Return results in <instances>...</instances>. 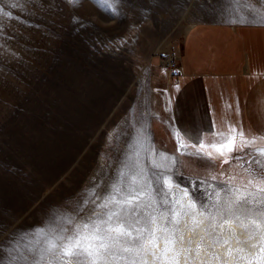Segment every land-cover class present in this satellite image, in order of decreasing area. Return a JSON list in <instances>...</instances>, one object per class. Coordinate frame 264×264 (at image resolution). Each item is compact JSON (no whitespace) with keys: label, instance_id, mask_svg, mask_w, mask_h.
<instances>
[{"label":"rangeland","instance_id":"1","mask_svg":"<svg viewBox=\"0 0 264 264\" xmlns=\"http://www.w3.org/2000/svg\"><path fill=\"white\" fill-rule=\"evenodd\" d=\"M0 6L11 13L0 16V264L14 260L34 230L74 213L93 190L102 194L129 169L142 170L144 199L157 209L178 204L172 197L184 189L211 214L212 202L233 195L229 188L264 196L255 191L264 181L232 159L242 153L225 149L229 163H223L215 149L177 136L170 101L188 28L264 22L260 0H120L115 12L97 0H0ZM162 168L174 183L163 198ZM260 255L253 260L264 264Z\"/></svg>","mask_w":264,"mask_h":264},{"label":"snow or ice","instance_id":"2","mask_svg":"<svg viewBox=\"0 0 264 264\" xmlns=\"http://www.w3.org/2000/svg\"><path fill=\"white\" fill-rule=\"evenodd\" d=\"M67 2L76 5L80 0ZM97 2L115 12L120 0ZM260 2L264 3V0ZM0 16L11 17V13L0 6ZM261 16L264 18V13ZM229 133H221V143L208 147L216 150L223 163H229L224 159L225 149L229 154L242 153L233 155L232 159L243 160L248 165L244 171L256 181H264V148L252 147L257 138L246 139L242 130L231 126ZM185 135L194 138L200 149L205 148L202 133L193 137L186 131ZM180 147L185 148L183 144ZM196 154L213 159L211 152ZM160 171L159 183L165 189L160 193L163 198L171 195L166 187L171 178L166 175V169ZM247 183L252 185L253 180L249 179ZM143 186L142 170L122 172L102 194L93 190L91 197L86 196L80 201L74 213L60 214L46 227L34 230L30 241L21 242L22 250L18 247L15 259L9 260L8 264H262L253 257L264 256V228L253 223L248 228L249 238L244 240L245 232L237 233L229 224L231 217L239 219L242 212L264 219V196H255L251 191H245L242 196L235 195L243 190L229 188L228 193H233L231 199L212 202L215 214H211V209L205 208V202L199 204L205 211H199L195 200L183 197L175 206L161 204L157 209L150 203V197L144 199L147 193ZM255 191L264 192V189L255 187ZM186 195L187 190H184ZM172 199L175 201L176 198L173 196ZM89 205L92 207L85 215H78ZM206 221L211 226V234L205 227ZM189 229L191 239L187 238ZM257 232L258 236L255 235Z\"/></svg>","mask_w":264,"mask_h":264},{"label":"crops","instance_id":"3","mask_svg":"<svg viewBox=\"0 0 264 264\" xmlns=\"http://www.w3.org/2000/svg\"><path fill=\"white\" fill-rule=\"evenodd\" d=\"M171 89L173 121L185 142L200 148L185 132L202 133L204 149H213L231 126L264 145V22L194 23Z\"/></svg>","mask_w":264,"mask_h":264},{"label":"bare ground","instance_id":"4","mask_svg":"<svg viewBox=\"0 0 264 264\" xmlns=\"http://www.w3.org/2000/svg\"><path fill=\"white\" fill-rule=\"evenodd\" d=\"M193 25V24H192ZM191 25V26H192ZM190 26V27H191ZM189 27V28H190ZM188 28V29H189ZM169 64V63H168ZM170 183H172V184H174L173 182H172V180L170 181ZM233 188V187H232ZM184 190H187V195L186 196H184ZM183 191H178V193H177V195H176V200L178 201V203H180L181 202V198L183 197L184 199H187V200H194L193 198H192V195H191V193H190V191L188 190V189H184ZM176 192V191H175ZM235 195H237V194H235ZM174 196V195H173ZM230 199H231V196L229 197ZM197 204V203H196ZM197 209L199 210V211H205V210H203V209H201V208H199V205L197 204ZM246 215L242 212L241 214H240V217H239V219H237V217L236 216H233V217H231L230 218V224H229V226L231 227V229L233 230V231H235V232H237V233H239L240 231H244L245 232V236L243 237V239L244 240H246L247 238L246 237H248V231H247V228L245 227L247 224V226H249L250 227V225H252V223L254 222V223H258V224H260V225H263L264 223H261L262 221L261 220H257L256 218L254 219V217L252 218V216L249 218V219H245V218H243V217H245ZM248 217V216H247ZM249 220V221H248ZM248 221V222H247ZM261 221V222H260ZM205 227H207L208 229H209V232H208V234H210L211 233V226H210V224H209V222L208 221H206L205 222ZM264 228V227H263ZM191 237H192V231H191V229H189V231L187 232V238L188 239H191ZM237 240L239 241L240 240V238L239 237H237ZM259 255V254H258ZM261 256V255H260ZM259 256V257H260ZM256 258V257H255ZM254 259V258H253ZM256 260V259H255Z\"/></svg>","mask_w":264,"mask_h":264}]
</instances>
